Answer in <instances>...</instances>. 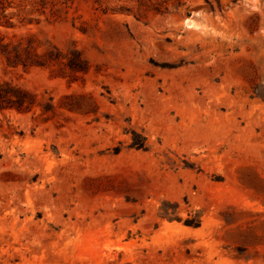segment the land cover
Wrapping results in <instances>:
<instances>
[{
	"label": "rangeland",
	"instance_id": "1",
	"mask_svg": "<svg viewBox=\"0 0 264 264\" xmlns=\"http://www.w3.org/2000/svg\"><path fill=\"white\" fill-rule=\"evenodd\" d=\"M3 3L0 264H264V0Z\"/></svg>",
	"mask_w": 264,
	"mask_h": 264
},
{
	"label": "trees",
	"instance_id": "2",
	"mask_svg": "<svg viewBox=\"0 0 264 264\" xmlns=\"http://www.w3.org/2000/svg\"><path fill=\"white\" fill-rule=\"evenodd\" d=\"M5 5L3 0H0V26H10L5 15ZM22 52L30 57L29 51L26 47H22L21 43L16 45L5 44L0 39V54L5 57L8 65L22 66H42L44 65L40 57L36 60H25ZM50 54V53H49ZM53 57V54L50 55ZM74 64H71V66ZM31 96L24 91H21L13 87H1L0 86V109H15L19 112H25L31 108Z\"/></svg>",
	"mask_w": 264,
	"mask_h": 264
}]
</instances>
